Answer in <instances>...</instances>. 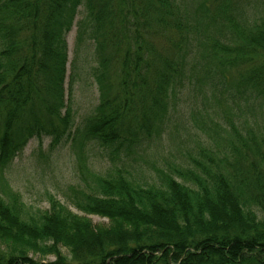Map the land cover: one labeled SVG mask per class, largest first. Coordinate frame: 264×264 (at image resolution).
<instances>
[{
	"label": "trees",
	"instance_id": "16d2710c",
	"mask_svg": "<svg viewBox=\"0 0 264 264\" xmlns=\"http://www.w3.org/2000/svg\"><path fill=\"white\" fill-rule=\"evenodd\" d=\"M72 24L76 48H93L98 92L78 126L64 89ZM184 105L187 131L202 139L195 156L162 160L154 178H139L135 154ZM257 114L264 0H0V264H264ZM43 136L51 151L77 144L86 186L71 189L70 205L80 214L51 195L47 210L28 208L4 175ZM87 144L106 172L89 170ZM219 153L236 154L231 173L214 163Z\"/></svg>",
	"mask_w": 264,
	"mask_h": 264
},
{
	"label": "rangeland",
	"instance_id": "374dc122",
	"mask_svg": "<svg viewBox=\"0 0 264 264\" xmlns=\"http://www.w3.org/2000/svg\"><path fill=\"white\" fill-rule=\"evenodd\" d=\"M78 19L79 16L76 20ZM74 24H72L73 27L65 35L67 66L65 67L64 89L65 101L72 108V122L78 126L81 119L88 115L92 108L97 105L98 92L91 77V69L95 66L93 48L88 42H85L79 49L76 48V27ZM160 41H158L159 44L161 43ZM72 66H74L76 77L72 91L69 93ZM180 109L184 116H181L180 113L174 117L171 116L170 121L157 135L155 143L143 149L141 148L135 154V165L142 170L139 178H146V180H148V177L154 178V167L159 168L162 160H164L165 164L172 162L176 165L179 163V156L184 158L186 156H195L199 138L193 135V131H187V124L184 122L185 119L188 120V112L191 109L189 105L181 106ZM194 112L195 110H193ZM255 113L258 112L255 111ZM196 115L198 116V114ZM258 119L264 128V115H258ZM49 144L50 139L48 137L43 136L40 140L36 138L30 139L21 155L15 158L5 170L4 175L12 189L21 195L23 202L28 208L47 210L49 207L48 196L51 195L70 207L74 213L80 214L70 205L71 189H84L86 186L78 178L77 144L71 141H61V144L53 151L49 149ZM84 151L87 157L85 162L89 170L98 173L107 171L109 163L106 162V158L100 150L92 144H87L84 147ZM216 155L212 157L214 163L223 167L225 172L231 173L236 154L229 155L226 159H224V154L222 153ZM239 156L243 157L241 154ZM205 161L207 165H210L207 160ZM225 161L227 162L226 165L223 164ZM87 217L92 225H104L107 223L105 219L102 220V218L97 216ZM62 253L68 255L65 250H62ZM28 256L39 262L54 261V257L50 255L29 254Z\"/></svg>",
	"mask_w": 264,
	"mask_h": 264
}]
</instances>
